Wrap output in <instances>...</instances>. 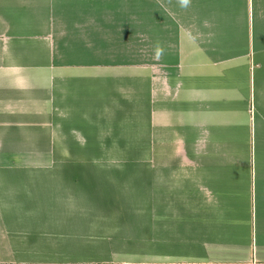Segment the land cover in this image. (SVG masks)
Here are the masks:
<instances>
[{"label": "crops", "instance_id": "crops-1", "mask_svg": "<svg viewBox=\"0 0 264 264\" xmlns=\"http://www.w3.org/2000/svg\"><path fill=\"white\" fill-rule=\"evenodd\" d=\"M69 157L0 168V264H264V0H0V160Z\"/></svg>", "mask_w": 264, "mask_h": 264}, {"label": "rangeland", "instance_id": "rangeland-1", "mask_svg": "<svg viewBox=\"0 0 264 264\" xmlns=\"http://www.w3.org/2000/svg\"><path fill=\"white\" fill-rule=\"evenodd\" d=\"M138 40L140 44L142 43V46H143V42H142L143 34L140 35V39L138 38ZM136 51H137V56L139 58L140 57L143 58L144 47H141V48L138 47ZM133 54L136 55L135 52H133ZM137 61H138L137 63L132 62V63L121 65V69L123 71L132 72L131 74L136 75L137 77V79H134L131 84V87L134 90L131 93H135L136 98L132 97L133 101L131 102V105H126L127 103L122 102L119 106L122 110L128 111L127 114L125 113L126 117L128 116V119L124 120V124L126 123V125H128L129 128L127 129L121 128V129L127 131L126 133L127 135H125L124 138L125 140L131 141V143H125L127 144L126 147H123L122 145H116V147L112 146V148L110 144H104L105 148L110 146L109 148H106V150L115 152L114 154H111L114 156V158L102 160V166L106 168L108 167L112 169V171H117V169H120L119 171H124V172L132 171V172L145 173L146 167L154 171L155 169L160 167V164L162 161L160 158H148V159L145 158V152H147L150 148L144 143L145 141L144 140L145 117H144V102H143L144 63H143V59H140ZM122 86H123V81H122ZM125 88L126 86H124V89ZM123 91H121V93H123ZM112 130L113 129L111 128V132ZM117 132H119V130ZM105 138H108V137H105ZM129 144L131 145L130 147H129ZM92 145L93 144L84 145V147L87 148L85 149V151L105 150V148H101V149L98 147L93 148ZM38 150L44 151L46 150V147H40V149ZM78 150L79 149H77L76 146H71L70 151H78ZM150 150L154 153L155 148L153 147ZM119 151L124 152L123 154H121V156H127V155L128 156L126 158L119 157L118 156L120 155L118 153ZM129 152H131V154H129ZM129 155H136L137 158L129 157ZM98 162H99V159L98 160L90 159V158H82V159L79 158L78 159V158H72V157H69L67 159H47V158L46 159H42V158L31 159V160L24 159V158L23 159H3V160H0V168H5V167H8V168H13V167L14 168H36V167L37 168H51V167H54V168H85V169L87 168L88 169V168L95 167V163H98Z\"/></svg>", "mask_w": 264, "mask_h": 264}]
</instances>
